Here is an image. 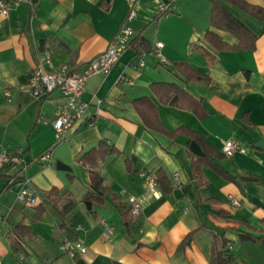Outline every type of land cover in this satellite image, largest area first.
<instances>
[{"label": "crops", "instance_id": "crops-1", "mask_svg": "<svg viewBox=\"0 0 264 264\" xmlns=\"http://www.w3.org/2000/svg\"><path fill=\"white\" fill-rule=\"evenodd\" d=\"M7 1L8 14L0 11V264H211L216 238L232 242V264H264V22L226 0H160L169 7L166 13L157 0H137L131 45L108 74L88 78L82 94L90 102L86 120L56 142L53 100H61V93L49 99L20 85L44 51H51L56 65L82 68L106 50L130 3ZM215 1L246 26L254 47L218 49L206 39L213 31L228 45L239 44L236 35L213 25ZM247 1L264 6V0ZM157 39L164 42L166 60L153 55L154 62L134 68L137 45ZM167 84L186 95L175 101ZM144 97L155 115L138 101ZM153 118L161 128L147 124ZM230 138L244 151L226 156L222 147ZM193 140L202 154L190 149ZM102 144L111 149L97 160L106 190L89 209L92 168L81 156ZM51 146L53 162L42 161ZM14 151L19 160L4 163L2 157ZM57 160L72 170L58 169ZM140 171L165 175L160 197ZM25 182L46 207L37 220V207L17 198ZM53 189L59 207L47 194ZM129 196L141 202L137 216ZM70 199L74 207L64 216L61 208ZM21 223L31 226L30 235L18 234ZM193 231V240L182 246ZM64 237L81 238L86 251H64Z\"/></svg>", "mask_w": 264, "mask_h": 264}, {"label": "built area", "instance_id": "built-area-1", "mask_svg": "<svg viewBox=\"0 0 264 264\" xmlns=\"http://www.w3.org/2000/svg\"><path fill=\"white\" fill-rule=\"evenodd\" d=\"M131 10L126 19L121 25L120 30L114 35L103 52L90 59L82 68L74 69L71 65L63 63L56 65L52 58L51 51H44L40 56L37 65L31 70L28 79L20 85V89L26 91L34 96H44L50 99V95L56 90L61 93V100H53L55 102L56 116L52 120V126L55 129L56 142H63L67 139L69 132L80 123L86 120V113L90 106V102L82 97L85 90L86 83L89 77L93 75H106L120 60L122 54L129 47L133 37L135 36L134 28L129 22L135 17L134 5L137 0H128ZM161 12H168V5L157 0ZM10 5L7 0H0V11L7 15ZM164 47L162 40H155L153 44L147 47L140 56L138 64H133L134 68L144 66L147 64L145 57L147 55H155L161 61H165V57L161 52ZM119 80H122L120 77ZM131 82V81H130ZM10 95V91L5 92ZM222 150L224 154L231 157L237 151H244V147L235 138H230L224 141ZM54 146L49 147L44 151L40 159L47 163L53 162ZM19 160V152L14 151L11 154L2 157L4 163L14 162ZM141 176L145 179L149 190L155 197H160L159 185L155 175L146 171H140ZM175 178L178 179L179 173H174ZM18 200L23 201L29 205L35 206L38 204L37 193L29 186L28 182L24 183L23 189L18 193ZM230 200L235 206L240 205V202L233 195H229ZM128 202L131 207L133 216L140 214L142 210L141 202L135 196H129ZM101 223L112 232L113 227L105 219H101ZM262 226L264 228V217L262 218ZM61 248L77 255L84 253L87 249L83 240L79 237L70 238L64 237L61 241ZM232 242L225 241V249L231 250ZM24 257H21V260Z\"/></svg>", "mask_w": 264, "mask_h": 264}, {"label": "trees", "instance_id": "trees-1", "mask_svg": "<svg viewBox=\"0 0 264 264\" xmlns=\"http://www.w3.org/2000/svg\"><path fill=\"white\" fill-rule=\"evenodd\" d=\"M232 4L238 5L241 7V9L254 16L258 20L264 22V6L252 4L248 2L247 0H226ZM212 23L214 26L217 28L223 29L230 31L234 35H236L239 38V44L236 46H230L228 45L222 37L213 31H208L206 34V39L216 48L218 49H223V48H228V47H236V48H252L254 47V41L249 40L251 37V32L246 28V26L241 23L238 19H236L229 11H227L221 4L218 2H214V7L212 11ZM143 42V41H142ZM131 45V43H130ZM129 45V46H130ZM147 42H143L142 44L137 45V52L141 54L147 47H148ZM197 78L201 79L202 76L197 74ZM166 88L169 89L170 93L172 94L171 96L173 99L179 100L181 96L186 95V91L180 87H178L175 84H167L164 85ZM138 101H141L142 104L151 106L152 111L151 113H154L155 111V105L150 101V99L144 97L140 98ZM146 118V117H145ZM146 122L149 126L152 128L159 129L161 128L160 125L155 124L154 122L158 123V120L153 118L152 120L146 119ZM196 140L203 145V140L201 137H196ZM105 144H102L100 148L97 149H92L86 153H84L81 156V161L87 165H89L91 169V175H92V181L90 185V189L87 192V197L86 199L89 201H94L95 199L98 198L100 194H103L106 190L105 186L103 185V177L98 169V164L97 160L98 158L102 157V154H105L107 151H110L107 146H104ZM104 149V151H103ZM10 163V162H9ZM165 178V175L163 177V174H161L160 171H157L156 173V179L159 185V188H163L162 185V179ZM234 180L236 178L232 177ZM161 188V190H162ZM167 190H170L168 188ZM49 197H52L54 200V206L59 207V201L60 197L58 196L59 191L57 189H53L49 192H47ZM75 201L70 199L69 203L65 204L61 208L62 214L65 216L68 212L72 210L74 207ZM37 207V211L34 217V220H37L45 211L46 207L42 205L41 203H38L35 205ZM130 212H131V207H130ZM16 231L18 234L22 237H25L26 235H30L32 232V228L29 225H25L24 223L19 224L16 227ZM196 231L191 232L188 234V236L182 241V246H185L186 244H189L195 235ZM245 238V237H244ZM250 238V237H246ZM252 238V237H251ZM12 243L14 245V249L18 250L20 249V245L18 241L16 240L15 237L12 236ZM233 261V253L231 250L225 249V240L220 241V238H216L213 248H212V256H211V264H232Z\"/></svg>", "mask_w": 264, "mask_h": 264}, {"label": "water", "instance_id": "water-1", "mask_svg": "<svg viewBox=\"0 0 264 264\" xmlns=\"http://www.w3.org/2000/svg\"><path fill=\"white\" fill-rule=\"evenodd\" d=\"M145 59H146L148 62H154V61H155L154 57H153L152 55H150V54L147 55V56L145 57ZM190 149H191L193 152L197 153V154H202V153H203L201 146H200L199 143H198L197 141H195V140H193V141L191 142V144H190ZM56 165H57V168H58V169H61V170H69V171L72 170V168H71L68 164L64 163V162L61 161V160H57V161H56ZM86 204H87V206H88L89 209L92 208V203H91L90 201H86Z\"/></svg>", "mask_w": 264, "mask_h": 264}]
</instances>
